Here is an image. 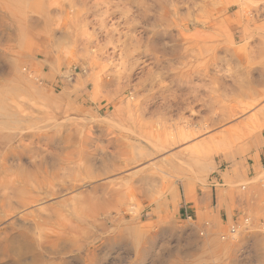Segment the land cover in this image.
Masks as SVG:
<instances>
[{
	"label": "rangeland",
	"instance_id": "rangeland-1",
	"mask_svg": "<svg viewBox=\"0 0 264 264\" xmlns=\"http://www.w3.org/2000/svg\"><path fill=\"white\" fill-rule=\"evenodd\" d=\"M152 1L0 0V264H264V0Z\"/></svg>",
	"mask_w": 264,
	"mask_h": 264
},
{
	"label": "bare ground",
	"instance_id": "bare-ground-1",
	"mask_svg": "<svg viewBox=\"0 0 264 264\" xmlns=\"http://www.w3.org/2000/svg\"><path fill=\"white\" fill-rule=\"evenodd\" d=\"M189 1V0H188ZM255 1V0H254ZM256 1H260V0H256ZM153 2V4H154V6H157L159 9H161L162 10V12L166 15V17H164V16H162L160 19L159 18H156V17H154V20H157V19H159V20H161V21H164V20H167V18L169 17V16H177V18H180V19H178L180 22H179V24H176V25H178L180 28H179V32H180V37L178 36L177 38H175V43L176 44H174V48H176L179 44H180V38L181 37H185V36H187V38H189V36L184 32V30H187V29H189V26L191 25L188 21H187V18H185V17H181L180 15H179V10H181L180 9V7H181V5L182 4H185L186 2H187V0H153L152 1ZM257 4V3H256ZM255 4V5H256ZM182 7H184V5L182 6ZM250 7V6H249ZM256 8V7H255ZM258 8V7H257ZM257 8H256V10H257ZM249 11H250V9H249ZM182 13V12H181ZM215 14V13H214ZM186 16V15H185ZM25 18V17H24ZM176 18V17H175ZM174 20V19H173ZM177 20V19H176ZM247 21H249L248 20V18H247ZM26 22V21H25ZM174 23H176V21H174ZM178 23V22H177ZM247 23V22H246ZM66 25V24H65ZM194 25L195 26H198L199 24L198 23H196V22H194ZM174 26H175V24H174ZM177 26V27H178ZM247 32V31H246ZM217 34V33H216ZM216 34H214V35H206V34H202V32L201 31H197L196 33H194V35H198V40L200 39V40H202V41H204L205 40V42L207 41V42H210V43H213V41H215L216 40ZM158 37H160L159 39H161L162 38V36H156V38H158ZM191 38V37H190ZM182 39V38H181ZM193 39H195L194 37H193ZM183 40V39H182ZM199 42V41H198ZM212 45V44H211ZM206 46H208L207 48H209V46L210 45H207L206 44ZM215 46V45H214ZM188 49V48H187ZM205 49V48H204ZM172 52H173V50H171ZM198 54L199 55H202L203 54V48L202 47H199V50H198ZM212 58H213V60L212 61H214V62H216L217 61V59H216V57L214 58L213 57V55H212ZM210 64V63H209ZM167 65L168 66H170V64L169 63H167ZM212 65V64H211ZM170 69V68H169ZM249 70V69H248ZM247 71V70H246ZM250 71V70H249ZM245 73V72H244ZM248 74H249V72H248ZM107 82V81H106ZM175 104L176 103H182L183 101H184V99L182 98V100H178V102H176V98H174L173 100H172ZM172 101H170L169 99H166V100H164V103L166 104V106L169 108V107H171L172 105H173V102ZM164 108V107H163ZM162 108V109H163ZM145 109H146V107H145ZM129 111V110H128ZM156 113H160L161 114V117L162 118H165L164 116H165V114H166V109L164 108V111H161V109H159V110H157V111H155ZM144 115V109L143 108H139V113H138V116H140V117H142ZM217 115V114H216ZM132 119H134V118H132ZM131 118H130V120H129V118L128 117H125V122H126V125L128 126V124H130V125H133V126H136L138 123H135V120H132ZM216 120H218V115L217 116H215L214 118H212L211 120H210V124H214L215 122H216ZM149 126V125H148ZM140 127H141V124H140ZM149 127H151V126H149ZM147 127H146V124H144V135L145 136H149V135H153V139H155V140H159L160 142H161V145H165V146H168V145H172V144H174V143H176V142H179V141H181L182 139H184L185 137H179L178 139L177 138H174V136H171L170 135V133L169 134H166V133H162L161 135H159V134H157V133H153L152 131H150V129L151 128H149V130H147L146 129ZM162 131V130H161ZM166 135H168V136H166ZM152 139V138H151ZM124 153H126V164L127 163H130V162H134L135 160L133 159L134 157L136 158L137 156L136 155H134L133 156V154H131V150L129 149V150H127V149H125V151L123 152V154ZM133 153V152H132ZM125 164V165H126ZM98 204V203H97ZM23 237V235H17V236H14L13 238H12V241H15V240H18V241H22V244H21V246H18L17 248L16 247H13V246H11L10 248H9V251H11V252H16V254L19 256V257H23L25 254H27L26 252H28L29 251V249H30V247H29V244H28V242L24 239V238H22Z\"/></svg>",
	"mask_w": 264,
	"mask_h": 264
},
{
	"label": "built area",
	"instance_id": "built-area-1",
	"mask_svg": "<svg viewBox=\"0 0 264 264\" xmlns=\"http://www.w3.org/2000/svg\"><path fill=\"white\" fill-rule=\"evenodd\" d=\"M236 228H237V225L234 224V226H232L229 230V232L232 234V233H235L236 232Z\"/></svg>",
	"mask_w": 264,
	"mask_h": 264
}]
</instances>
